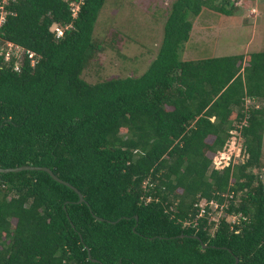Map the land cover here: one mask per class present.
I'll return each instance as SVG.
<instances>
[{"label": "trees", "instance_id": "obj_1", "mask_svg": "<svg viewBox=\"0 0 264 264\" xmlns=\"http://www.w3.org/2000/svg\"><path fill=\"white\" fill-rule=\"evenodd\" d=\"M78 1L4 5L0 167H48L83 201L44 170L0 172V264H264V49L180 54L203 10L255 4L174 0L143 73L93 83L105 0L73 16ZM231 131L246 156L215 168ZM201 198L221 215H199Z\"/></svg>", "mask_w": 264, "mask_h": 264}, {"label": "rangeland", "instance_id": "obj_2", "mask_svg": "<svg viewBox=\"0 0 264 264\" xmlns=\"http://www.w3.org/2000/svg\"><path fill=\"white\" fill-rule=\"evenodd\" d=\"M173 1L105 0L93 32L102 50L84 68L82 77L94 83L143 73L161 42L163 23ZM250 1L256 6L243 1L233 15L203 10L193 19L181 58L201 59L264 49V0ZM239 137L237 131H231L224 147L212 156L214 167L218 164L219 169L245 158Z\"/></svg>", "mask_w": 264, "mask_h": 264}, {"label": "built area", "instance_id": "obj_3", "mask_svg": "<svg viewBox=\"0 0 264 264\" xmlns=\"http://www.w3.org/2000/svg\"><path fill=\"white\" fill-rule=\"evenodd\" d=\"M9 0H0V25L2 24V22L4 21V15H5V7L4 5L8 3ZM83 0H79L78 2H71L70 3V9L72 11V15L75 16L77 14V11L80 8V3H82ZM51 30L55 33L56 37H59L62 35L63 33V28H61L60 26L54 24L51 27ZM7 50L5 52V59L9 60V58L12 55L15 56H19L20 54V47L17 46L16 44L12 43V42H7ZM29 55L32 57L34 55L33 52H29ZM34 59V58H32ZM15 69H17V66L14 67ZM264 172V168L262 170ZM195 205L200 207V211H199V215H205V214H209L210 219L213 218H218V216L221 215V209L223 207V205H220L216 200H207L205 198H201L198 200L197 203H195ZM207 208H209V210H207ZM228 219H230L232 222H235L236 220V216L232 215L230 216Z\"/></svg>", "mask_w": 264, "mask_h": 264}, {"label": "water", "instance_id": "obj_4", "mask_svg": "<svg viewBox=\"0 0 264 264\" xmlns=\"http://www.w3.org/2000/svg\"><path fill=\"white\" fill-rule=\"evenodd\" d=\"M216 168H218V164H216ZM26 169H40V170H44L46 172H48L52 178L54 180H57L58 182L64 183L67 186L71 187L73 190H75L79 196V202L83 201V196L82 194L78 191L77 188H75L74 186H72L71 184H69L66 181H63L62 179L58 178L53 172L52 170H50L48 167L45 166H34L31 164H24V165H20V166H16V167H8V168H2L0 167V172H10V171H21V170H26ZM101 219V218H100ZM89 254V253H88ZM90 256V255H89Z\"/></svg>", "mask_w": 264, "mask_h": 264}, {"label": "clouds", "instance_id": "obj_5", "mask_svg": "<svg viewBox=\"0 0 264 264\" xmlns=\"http://www.w3.org/2000/svg\"><path fill=\"white\" fill-rule=\"evenodd\" d=\"M52 27V26H51ZM51 29V28H50ZM241 149H242V146H241ZM243 150V149H242ZM244 152V151H243ZM245 156H246V154H245ZM216 168V167H215Z\"/></svg>", "mask_w": 264, "mask_h": 264}, {"label": "crops", "instance_id": "obj_6", "mask_svg": "<svg viewBox=\"0 0 264 264\" xmlns=\"http://www.w3.org/2000/svg\"><path fill=\"white\" fill-rule=\"evenodd\" d=\"M256 6V5H255Z\"/></svg>", "mask_w": 264, "mask_h": 264}]
</instances>
